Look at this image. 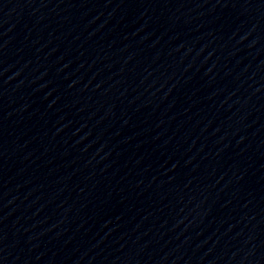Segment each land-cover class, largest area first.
<instances>
[{
  "label": "water",
  "instance_id": "obj_1",
  "mask_svg": "<svg viewBox=\"0 0 264 264\" xmlns=\"http://www.w3.org/2000/svg\"><path fill=\"white\" fill-rule=\"evenodd\" d=\"M0 264H264V0H0Z\"/></svg>",
  "mask_w": 264,
  "mask_h": 264
}]
</instances>
